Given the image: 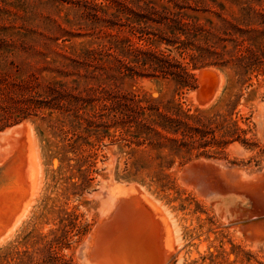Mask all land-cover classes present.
Instances as JSON below:
<instances>
[{
    "label": "trees",
    "instance_id": "16d2710c",
    "mask_svg": "<svg viewBox=\"0 0 264 264\" xmlns=\"http://www.w3.org/2000/svg\"><path fill=\"white\" fill-rule=\"evenodd\" d=\"M64 1L75 11L59 14L49 0L56 14L46 12V28L33 24L30 0L3 2L31 25L0 28V130L39 117L60 130L56 152L80 178L93 171L86 147L104 138L128 147V155L150 147L162 171L214 121L123 90V80H167L181 91L195 88L194 70L208 65L228 69V80L240 85L264 75V0ZM76 37L83 40L64 43ZM224 104L234 105L229 98ZM227 127L221 137L238 130L234 121ZM49 234L27 233L0 247V264H29L35 256L36 264H75L60 253L65 232Z\"/></svg>",
    "mask_w": 264,
    "mask_h": 264
},
{
    "label": "rangeland",
    "instance_id": "374dc122",
    "mask_svg": "<svg viewBox=\"0 0 264 264\" xmlns=\"http://www.w3.org/2000/svg\"><path fill=\"white\" fill-rule=\"evenodd\" d=\"M8 1L13 2L0 0V28L31 25L15 19L13 5L3 3ZM51 1L59 7V14L70 7V15L75 11L74 6L64 0ZM30 6L36 18L33 24L40 28L49 26L46 12H55L53 3L30 0ZM81 40L83 38L76 37L64 43ZM58 42L61 43V39ZM207 71L210 73L206 74ZM194 73L196 87L189 90L179 91L167 80L157 82L145 77L125 79L120 84L123 90L141 98L179 104L189 113L203 112L214 119L205 135L194 134L193 146L183 147L174 158L169 156L173 161L162 171L155 158L156 151L150 147L134 146L135 152L128 155V147L121 146L114 138H104L93 148L86 147L88 154H94L90 157L93 171L81 172L80 178L79 172L66 167L56 152L60 130L49 128L39 117L31 115L0 130V190L13 192V185L8 184L12 180L8 172L15 169L22 175L25 188L15 199L8 197L10 206L0 201V209L7 211L5 214L1 210L0 247L8 243L15 245L27 233L30 237L49 235L51 238V231L57 234L64 231L65 243L60 253L65 258H71L75 264H108L104 251L98 248L106 224L104 213L134 187L152 200L164 216H169L175 241L171 264H264V238L245 228L240 219L230 222L226 207L228 203L236 205L245 223L253 222L264 229V204L254 196L255 192L264 195V75L253 77L248 86L249 83L240 85L229 81V70L217 66L199 67ZM201 92L210 94L203 98ZM228 98L234 103L229 109L224 104ZM233 121L238 126L237 132L221 137L223 131L232 130L227 126ZM18 125L21 127L17 132H7V128ZM19 155L22 160L13 169L14 156ZM220 173L234 175L231 176L234 185L232 180L224 182L225 175ZM227 183L236 185L235 193V190L225 193ZM235 223L237 227H232ZM94 257L96 259H92ZM38 261L40 257L35 256L29 264Z\"/></svg>",
    "mask_w": 264,
    "mask_h": 264
},
{
    "label": "bare ground",
    "instance_id": "6f19581e",
    "mask_svg": "<svg viewBox=\"0 0 264 264\" xmlns=\"http://www.w3.org/2000/svg\"><path fill=\"white\" fill-rule=\"evenodd\" d=\"M207 73L209 74L210 72L207 71L206 74ZM20 127H21V125L14 126L12 128H7V132L8 133L17 132ZM19 153L21 154V152H18V154ZM19 156H21V155H19ZM19 156H17V157L14 156V158H16L14 162H16V163H15V166L13 167V169H15L16 165L18 166V164H20V162L22 160V156L21 157H19ZM19 160H20V162H18ZM16 171H18V170L15 169V170H13V172H8L10 174V177L13 180L12 181L10 179L11 182L10 181L8 182V184L13 185V186L9 185L12 187L13 192L11 193V191H9L8 189H5L4 192H2L0 190V201L1 200L5 201V204L9 201L8 197H10V198L12 197V199H15V197L18 196L19 194H22V191L25 189V188L23 189L24 184L22 181V175L20 174V172H16ZM220 174H222V173H220ZM222 175L223 176L225 175V177H223V179H225L224 182L232 180V177L234 176V175H232V174L230 175L228 173L222 174ZM236 177L233 179L236 180L237 179ZM217 180H219V179H217ZM231 182L234 185L233 180ZM255 182H253V183H255ZM247 183L249 184V182H247ZM250 184H251V182H250ZM257 184L260 185L259 182ZM233 185H231L230 183H227L226 186L224 187V189H226L225 193L227 192V190L229 192L234 191L235 189L237 190V188H235L236 185L235 186H233ZM247 186H249V185H247ZM237 187L239 188V186H237ZM244 187H246V186H244ZM250 187H251V185H250ZM256 187H257V185H256ZM130 188H132V187H130ZM255 188H252V189L250 188V190L252 191ZM133 189L134 190L129 191L130 193L128 195L126 194L124 199L123 198L118 199L104 213L103 220L105 219L104 222L106 224L104 226L105 229H103L102 237H101L98 248L101 249L102 252L104 251L103 253L106 255V259H107L108 264H171L172 257H173L172 255H173V253H175V251H174L175 250V244H174L175 241L173 240V229H172L173 227L171 226L170 220L168 219L169 216H166V214H165V216L167 217L166 218L164 216V213L159 209L158 206H156V204H154L152 202V200H150L147 196L143 195L141 193V191L139 192L134 187H133ZM212 189H213V187H212ZM246 189H247V187H246ZM124 190L126 192L127 189H124ZM218 190L220 192L222 189H218ZM236 190L234 191V193L236 192ZM256 191H257V189H256ZM240 193H241V191H240ZM122 194H123V191H122ZM237 194H238V192H237ZM242 194H244V193H242ZM228 195H231V194H228ZM238 195H240V194H238ZM224 196H225V194H224ZM254 196L259 199V202H262V205L264 204L263 203L264 202V197H263L264 195L261 196V193L255 192ZM208 197H210V196H208ZM220 197H223V196H220ZM223 198H225V197H223ZM211 199H213V198L211 197ZM226 199H228V198L226 197ZM231 200H232V198H231ZM216 203H217V201H216ZM7 204H9V206L11 205L10 203H7ZM220 205L222 206L221 203H220ZM226 207L228 208V210H227V208H226V210L229 211V215L227 218L230 220V222H235L236 219H238V220L240 219V221L243 223L245 228L250 229L251 232L253 231L256 235H258L260 237V239L264 238V229L258 227L257 225H255L256 223H253V222L252 223H245V220H244L245 217H244V219L242 218L243 217L242 212L240 213L241 210H239V212H238L236 205H234L232 203H228ZM259 207H261V206H259ZM7 208H8V205H7ZM1 210L4 212L3 209H0V216L2 214ZM224 212H226V211L224 210ZM4 213L6 214L7 211ZM248 214H249V212H248ZM248 214H246V215H248ZM21 215H23V214H21ZM246 215H244V216H246ZM224 216H226V215L224 214ZM20 219H21V216H19L16 219L17 223H18V220H20ZM16 221H15V223H16ZM249 221H250V219H249ZM100 223L101 222H99L98 224H100ZM13 225H16V224H13ZM103 225H104V223H103ZM237 225H238V223H237ZM237 225L235 223V225L233 224L232 227L233 226L237 227ZM241 228L243 229V227H241ZM234 230H235V228H234ZM96 234L93 235V237H96ZM90 241H92V240H90ZM92 245H93V241H92ZM202 246H203V244H202ZM202 246L200 245L201 249L204 247V246L203 247ZM89 250H91V248L88 249V252H89ZM92 250H94V249H92ZM96 253H97V250H96ZM93 254H94V251H93ZM93 254H91V255H93ZM89 256H90V253H89ZM98 256H97V260L99 261L100 259H98ZM178 256H179V254H178ZM92 259H96V257H94ZM96 263H98V262H96Z\"/></svg>",
    "mask_w": 264,
    "mask_h": 264
},
{
    "label": "water",
    "instance_id": "95a60500",
    "mask_svg": "<svg viewBox=\"0 0 264 264\" xmlns=\"http://www.w3.org/2000/svg\"><path fill=\"white\" fill-rule=\"evenodd\" d=\"M209 94L210 93H206V92H201V96L203 97V98H207L208 96H209Z\"/></svg>",
    "mask_w": 264,
    "mask_h": 264
}]
</instances>
